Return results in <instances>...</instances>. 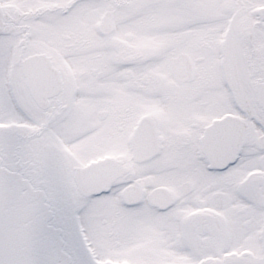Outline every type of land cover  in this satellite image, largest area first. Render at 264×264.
Masks as SVG:
<instances>
[{
    "label": "snow or ice",
    "instance_id": "snow-or-ice-1",
    "mask_svg": "<svg viewBox=\"0 0 264 264\" xmlns=\"http://www.w3.org/2000/svg\"><path fill=\"white\" fill-rule=\"evenodd\" d=\"M257 4L122 6L194 41L199 71L176 88L143 82L151 59L114 48L96 60L76 39L79 21L108 6L99 0L0 12V264H176L169 247L182 264H264V248L225 255L264 229V48L249 65L257 82L236 67L231 41L201 31L209 9ZM250 18L264 42V11ZM80 60L94 65L87 78L68 68ZM99 81L110 101L86 112L80 98ZM154 103L163 117L144 119Z\"/></svg>",
    "mask_w": 264,
    "mask_h": 264
},
{
    "label": "flooded vegetation",
    "instance_id": "flooded-vegetation-1",
    "mask_svg": "<svg viewBox=\"0 0 264 264\" xmlns=\"http://www.w3.org/2000/svg\"><path fill=\"white\" fill-rule=\"evenodd\" d=\"M21 2L22 0H0V12L20 11ZM99 2L108 6L90 10L79 21L74 33L76 39L94 54L96 60H102L106 53L115 48L121 54L131 53L153 60V70L142 75L143 82L153 88H158L160 85L176 88L182 83L192 82V77L199 71L197 67L199 61L196 60L194 41L185 38L184 31L179 28V25L133 20V11L122 6L136 3L137 0H99ZM241 2L242 0H209V3L223 4ZM261 11H264V4H257L250 10L251 13ZM250 12L243 9H209L205 16L210 23L201 31L210 29L217 32L218 41L221 44L231 41L236 67L249 79H255L258 82L260 77L254 76L249 65L253 63L254 54L264 48V42L254 31V25L259 24L260 21H253L250 18ZM107 13L112 15L111 29L102 27ZM215 60L217 64H222L223 55H217ZM78 65L73 67L69 64L68 68L85 78L94 68V65L86 64L83 60H80ZM110 86L108 82L99 81L90 95L81 97L80 104L84 110L91 112L97 106L107 104L110 101V96L107 94ZM136 86L131 85V87ZM163 115V108L158 103H154L143 113V118H162ZM258 171L250 172L249 176L258 174ZM193 214L198 213L194 211ZM261 235H264V229H256L246 238L248 246L233 248L225 255L237 258H259V250L264 248V244L260 241ZM139 247L141 246H134V251ZM163 251L167 255L175 256L176 264H182V261L187 259L183 254L177 253L174 248H165ZM121 264H133V262L125 257Z\"/></svg>",
    "mask_w": 264,
    "mask_h": 264
},
{
    "label": "water",
    "instance_id": "water-1",
    "mask_svg": "<svg viewBox=\"0 0 264 264\" xmlns=\"http://www.w3.org/2000/svg\"><path fill=\"white\" fill-rule=\"evenodd\" d=\"M110 20H111V19L109 18L108 22H107V21L105 22L104 25H105L106 28H109V21H110Z\"/></svg>",
    "mask_w": 264,
    "mask_h": 264
},
{
    "label": "rangeland",
    "instance_id": "rangeland-1",
    "mask_svg": "<svg viewBox=\"0 0 264 264\" xmlns=\"http://www.w3.org/2000/svg\"><path fill=\"white\" fill-rule=\"evenodd\" d=\"M129 251H130V252H131V251H134V249L132 248V249H130Z\"/></svg>",
    "mask_w": 264,
    "mask_h": 264
}]
</instances>
